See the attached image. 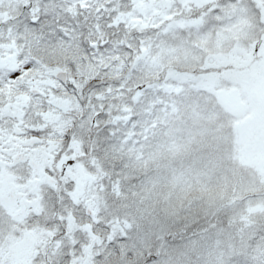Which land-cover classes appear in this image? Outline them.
<instances>
[{"label":"snow or ice","instance_id":"obj_1","mask_svg":"<svg viewBox=\"0 0 264 264\" xmlns=\"http://www.w3.org/2000/svg\"><path fill=\"white\" fill-rule=\"evenodd\" d=\"M0 264H264V0H0Z\"/></svg>","mask_w":264,"mask_h":264}]
</instances>
